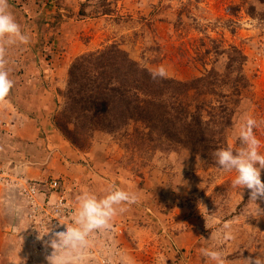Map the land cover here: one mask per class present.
<instances>
[{
    "label": "rangeland",
    "instance_id": "374dc122",
    "mask_svg": "<svg viewBox=\"0 0 264 264\" xmlns=\"http://www.w3.org/2000/svg\"><path fill=\"white\" fill-rule=\"evenodd\" d=\"M108 2L8 0L28 41L0 40V67L13 81L0 96V264H48L55 234L43 235L55 225L52 212L33 210L18 183L51 178H57L71 214L82 189L100 195L117 185L138 196L66 264H210L200 253L202 242L211 233L219 236L225 224L235 235L220 241L226 264H246L244 258L264 251V197L259 206L250 202L251 190L233 187L236 173L220 169L214 157L166 140L131 139L135 126L145 130L135 123L116 134L94 132L84 149L57 126L51 136L43 129L33 133L41 113L54 119L70 64L84 52L117 43L142 65H164L169 77L189 80L213 67L223 71V50L235 47L247 56L244 71L251 82V100L241 109L258 120L255 134L264 143V0ZM83 4L86 14L80 13ZM104 8L111 11L104 14ZM192 100L189 95L185 102ZM233 128L227 139L235 145Z\"/></svg>",
    "mask_w": 264,
    "mask_h": 264
},
{
    "label": "trees",
    "instance_id": "16d2710c",
    "mask_svg": "<svg viewBox=\"0 0 264 264\" xmlns=\"http://www.w3.org/2000/svg\"><path fill=\"white\" fill-rule=\"evenodd\" d=\"M86 5L81 6V14H86ZM109 11L104 8L102 13ZM223 53L227 55L223 71L213 67L182 80L153 79L150 68L117 43L84 52L70 64L64 102L54 122L80 149L89 145L96 131L116 134L135 123L145 130L135 126L128 134L131 139L179 143L212 158L217 148L228 143V129L242 112V102L251 100L246 54L235 47ZM189 95L193 100L185 102Z\"/></svg>",
    "mask_w": 264,
    "mask_h": 264
},
{
    "label": "clouds",
    "instance_id": "9594fccd",
    "mask_svg": "<svg viewBox=\"0 0 264 264\" xmlns=\"http://www.w3.org/2000/svg\"><path fill=\"white\" fill-rule=\"evenodd\" d=\"M0 40L8 43L28 41L27 34L9 8L8 0H0ZM149 71L153 79L168 76L164 65L151 68ZM12 86L13 81L9 78L8 71L0 67V96L7 94ZM241 111L242 118L234 123L233 128L237 143L234 145L228 142L226 146L217 148L213 152V157L220 169L236 173L232 180L233 187L251 190L249 201L258 205L257 200L264 197V179L261 176L264 170V143L255 134V129L259 126L258 120L250 114L247 107ZM137 199L136 193L117 185H109L100 195L82 189L75 198L70 221L61 223L58 220V223L51 228L48 227L46 235H43L55 234L49 241L52 248L46 257L48 264H66L67 257L72 252H78L87 246L93 233L103 232L111 227V221L117 211L123 210L122 205L131 204ZM259 210L260 207L257 211ZM223 228L224 231L219 236L214 237L211 233L208 242H202L200 253L210 264H226L225 252L220 241L233 240L235 235L231 225L225 224ZM258 252L259 254L254 257L244 258L246 264H264V251ZM9 264L15 262L10 261Z\"/></svg>",
    "mask_w": 264,
    "mask_h": 264
},
{
    "label": "built area",
    "instance_id": "2783aa9c",
    "mask_svg": "<svg viewBox=\"0 0 264 264\" xmlns=\"http://www.w3.org/2000/svg\"><path fill=\"white\" fill-rule=\"evenodd\" d=\"M18 184L21 195H24V198L32 204V209L37 208L39 211L41 208L48 214L51 210V219H49L55 224L58 220L61 221V216L71 214L68 210L70 206L67 204L66 196L59 190L57 178H51L46 182L26 179ZM41 196L43 197L42 203L39 200Z\"/></svg>",
    "mask_w": 264,
    "mask_h": 264
},
{
    "label": "crops",
    "instance_id": "0c3cea01",
    "mask_svg": "<svg viewBox=\"0 0 264 264\" xmlns=\"http://www.w3.org/2000/svg\"><path fill=\"white\" fill-rule=\"evenodd\" d=\"M41 114L42 115L39 116L40 117V122L38 123V126L35 128L36 129V132H35L36 134L33 133V136L34 137H35V135L38 136V132L37 131H41V129H43V131H47V136H51L50 132L55 134L56 131H57V127H56V125L54 123L53 115L49 118V117H46L43 113H41ZM23 133H25V132H23Z\"/></svg>",
    "mask_w": 264,
    "mask_h": 264
}]
</instances>
